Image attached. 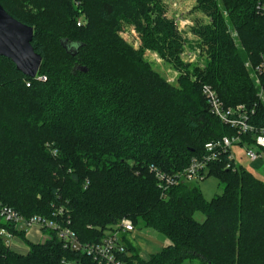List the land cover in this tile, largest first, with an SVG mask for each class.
I'll list each match as a JSON object with an SVG mask.
<instances>
[{
    "label": "trees",
    "instance_id": "1",
    "mask_svg": "<svg viewBox=\"0 0 264 264\" xmlns=\"http://www.w3.org/2000/svg\"><path fill=\"white\" fill-rule=\"evenodd\" d=\"M163 1L172 2L0 0L34 28L32 46L43 58L37 77L28 78L0 56V205L27 218L69 220L83 243H100L123 219L169 240L148 262L129 242L126 264H264V182L253 172L224 154L207 175L223 185L211 200L191 184L162 190L153 172H182L206 143L236 134L211 113L204 84L226 106L256 105L251 121L264 127V103L246 67L264 55L257 11L264 0H192L206 16L190 29L201 67L180 60L187 42ZM82 14L89 22L78 26ZM124 24L133 25L142 48L119 35ZM146 49L178 69L177 82L151 66ZM1 228L9 226L0 221ZM24 242L29 250L19 254L0 237V264H97L65 249L53 231L43 243Z\"/></svg>",
    "mask_w": 264,
    "mask_h": 264
},
{
    "label": "built area",
    "instance_id": "2",
    "mask_svg": "<svg viewBox=\"0 0 264 264\" xmlns=\"http://www.w3.org/2000/svg\"><path fill=\"white\" fill-rule=\"evenodd\" d=\"M257 11L264 16V3H258ZM174 23H176L178 31L182 32V34L194 25L187 18L176 20ZM77 25L84 26L85 24L83 21L78 20ZM193 56L194 60L198 57L200 60L202 56L200 48L196 47L194 49ZM246 67L250 70V78L253 79L258 89L259 102L264 103V55L261 56L258 65L252 66L249 62H246ZM40 79L45 81L46 77ZM201 93L206 98L211 113L226 126L234 128L236 134L231 137L224 136L215 142L206 143L204 154L199 157H193L187 168L182 172L169 175L153 169L155 177L159 182V187L162 190L183 183L192 184V182L205 180L211 168L210 165L219 162L224 154H228V159L233 162V165L240 166L236 164L235 153L232 151V148L236 145L244 148V156L251 162L262 159L264 151V127L253 125L251 121L256 113V105L254 107H249L245 104H238L233 107L226 106L219 94L207 84L202 86ZM249 134L253 136V144H244L243 137ZM227 166V168L230 167V165ZM56 214L61 215L62 210H59ZM0 221L9 226V229H0V237L4 245L8 247L12 246L14 238L18 237L25 241L27 234L33 232H37L38 234L48 233L49 236L46 239L48 240L50 238V231H53L57 234L65 249L91 257L97 264H126L124 258L129 256L127 246L129 242L132 243L130 236L137 230L130 220L123 219L113 226L114 228L107 231L106 236L100 243L88 244L79 240L75 231L70 228L69 220L55 221L37 214L27 218L7 205H0ZM21 233L24 235V238L19 237Z\"/></svg>",
    "mask_w": 264,
    "mask_h": 264
},
{
    "label": "rangeland",
    "instance_id": "3",
    "mask_svg": "<svg viewBox=\"0 0 264 264\" xmlns=\"http://www.w3.org/2000/svg\"><path fill=\"white\" fill-rule=\"evenodd\" d=\"M163 3L164 8L166 9V13L164 15L171 21L183 20L187 18L192 20V23L194 24L198 23V25H200L201 22L205 21L204 19L206 18V16L193 9L194 2L192 0H172V2L163 1ZM88 12L95 16L93 14L95 13V11ZM78 19L83 21L85 25L89 22L87 14H82ZM190 29H187V31L182 34L186 39L187 44L185 45L184 53L180 55V60L184 65H188L189 63L201 67L202 63L200 62L199 57L194 60L193 56L194 49L196 48L195 43L199 40V37L193 35ZM119 35L124 39H127L128 42L133 43L136 48L143 47V43L139 37V34L136 32V29L133 27V25L124 24L123 29L119 31ZM145 58L148 60L151 66L168 81H170L171 83L177 82L176 80L178 77V69L175 66H172L160 55L151 52V50L149 49H146L145 51ZM243 150L244 148H241L237 145L232 148L233 153H235L234 158L236 164L242 166L243 169L247 171L250 170L258 179L264 182V151L262 154L261 164L257 163L256 165L258 166V168H256L254 165H252L250 160L244 157ZM191 185L198 186L206 200H211L216 196H220L223 192V185H220L219 180L214 175L206 177L205 180H202L200 182H192ZM195 219L198 222H203L205 220V216L201 212H196ZM133 237L135 241L134 246L139 249L140 258L145 262H148L151 259L152 255L160 253L162 249L169 244V240H167L166 236L157 233L151 228H137L136 232L133 234ZM13 241V245L17 247H21L20 245H18L21 243H23V245H27L24 241H22V239L18 237L14 238ZM184 264L201 263L200 260L194 259L191 261H186Z\"/></svg>",
    "mask_w": 264,
    "mask_h": 264
},
{
    "label": "water",
    "instance_id": "4",
    "mask_svg": "<svg viewBox=\"0 0 264 264\" xmlns=\"http://www.w3.org/2000/svg\"><path fill=\"white\" fill-rule=\"evenodd\" d=\"M33 38L34 28L7 14L0 5V56L9 59L16 70L28 78L37 77L43 61V58L34 51ZM63 46L68 54L75 55L74 47L66 42Z\"/></svg>",
    "mask_w": 264,
    "mask_h": 264
},
{
    "label": "crops",
    "instance_id": "5",
    "mask_svg": "<svg viewBox=\"0 0 264 264\" xmlns=\"http://www.w3.org/2000/svg\"><path fill=\"white\" fill-rule=\"evenodd\" d=\"M245 157V156H244ZM251 162V161H250ZM252 165H254L256 168H258V166L256 165L257 163L258 164H261V160H258V161H255V162H251ZM49 234L44 232L42 234H38L37 232H33V233H29L27 234L26 236V239L29 243L31 244H35V243H43L44 241H46V239L48 238ZM23 241V240H22ZM130 241L132 242V245L134 246V237H133V234L130 236ZM14 241L12 242V246L10 247L13 251H15L16 253H27L28 250H29V247H28V244L27 245H23V243L21 244H18L20 245L21 247H17L15 245H13ZM14 246V247H13ZM135 247V246H134ZM137 248V247H136ZM138 249V248H137ZM139 250V249H138Z\"/></svg>",
    "mask_w": 264,
    "mask_h": 264
}]
</instances>
